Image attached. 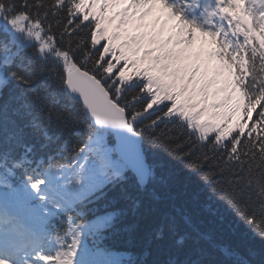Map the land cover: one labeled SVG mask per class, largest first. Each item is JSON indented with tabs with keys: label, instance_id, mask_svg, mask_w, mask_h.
Returning <instances> with one entry per match:
<instances>
[{
	"label": "trees",
	"instance_id": "16d2710c",
	"mask_svg": "<svg viewBox=\"0 0 264 264\" xmlns=\"http://www.w3.org/2000/svg\"><path fill=\"white\" fill-rule=\"evenodd\" d=\"M176 2L175 12L193 21L195 3ZM149 3L131 0L114 31L99 28L93 40L85 35L77 42L91 61L94 56L88 49L107 40L103 55L115 61L109 68L124 63L116 87L131 110H141L146 96L152 99L144 111L171 102L167 113L154 110L134 127L142 136L150 167L147 185L142 187L119 159L113 136L97 131L82 107L69 98L61 59L41 52L35 40L20 33L0 40V178L8 188L31 194L30 178H42L60 191L50 199L61 213L45 255L65 251V244L74 239V264H264V201L255 193L238 203L226 198L216 177L220 167L232 165L226 158L211 160L226 156L222 148L232 131L226 124L227 103L214 105L210 100L218 79L205 77L198 83L195 76L190 81L184 75L185 58L176 50L182 53L191 44L180 34L163 39V27L159 33L125 28L129 14L135 17ZM250 7L258 16L252 3ZM49 21L58 32L56 18ZM195 23L200 25L197 17ZM216 34L219 48L198 53L197 62L225 56L236 61L240 46ZM143 80L148 84L141 88ZM262 80L264 72L254 68L249 85L254 99L264 88L258 83ZM224 84L229 93L228 82ZM208 112L213 113L211 119L200 123L199 117ZM160 114L179 121L162 120L156 129L162 138L152 131L141 134V126ZM209 133L213 144H199ZM177 138L185 148H175ZM191 145L195 151L189 156ZM205 155L210 162L201 167ZM15 229L11 226L12 233Z\"/></svg>",
	"mask_w": 264,
	"mask_h": 264
},
{
	"label": "snow or ice",
	"instance_id": "6c2138e0",
	"mask_svg": "<svg viewBox=\"0 0 264 264\" xmlns=\"http://www.w3.org/2000/svg\"><path fill=\"white\" fill-rule=\"evenodd\" d=\"M129 2L131 0H51L49 5L41 0H0V40L7 41L10 35L16 33L32 38L39 44L41 52L54 53L61 59L65 85L73 92L79 93L86 110L98 125L111 124L134 128L154 110H160L161 114L167 113L171 102L158 109L153 107L144 111L152 99L151 96H146L147 102L141 110H131L116 87L122 79L120 73L124 63L109 68L108 65L115 64V61L110 54L103 55L107 40H101L92 49H88L94 56L91 61H86L85 48H78L77 44L85 35L89 41L93 40L99 28L114 31L115 25L124 18L120 14ZM250 3L251 0H218L217 9L211 13L213 16L219 14L229 25H236L235 31L243 38L235 62L227 56L223 59L215 57L211 61H208L207 57H201L197 62L196 57L201 48L207 52L219 48L218 35L202 30L194 21L177 14L170 0H150L149 6L141 8L135 17L129 14L125 24L128 30L139 26L143 31L155 30L157 33L163 27V39L180 34L191 44L187 51L181 53L179 49L176 50L177 55L185 58L184 75L190 81L195 76L200 83L205 77L210 79L219 73L222 81L220 87L225 86L224 81L228 82L229 93L222 96L221 100L226 101L230 109L226 124L232 125V131L228 134L230 139L226 147L222 148L226 156L211 157V160L218 163L226 158L232 165L228 168L220 167L216 179L224 196L234 203L241 199L251 200L253 193L264 201V88L259 89L255 99L249 88L253 69L259 68L264 72V13L257 16ZM50 17L56 18L55 27L59 29L58 32L54 31ZM113 18L114 23L109 24ZM258 83H264V80ZM147 84L148 81L143 80L141 88ZM200 86H203L202 83ZM161 114L150 120L146 127L142 125L141 134L144 131H152L162 138L161 133L156 132L161 121L178 120ZM212 115L211 112L204 113L199 117V122H208ZM184 126L188 128L187 124ZM189 139H192V136ZM213 141L214 137L209 133L198 143L210 145ZM175 148H185L184 141L177 138ZM193 151L195 145L188 146L187 155H192ZM209 162L210 157L205 155L200 166L204 167ZM29 183L32 192L43 204L61 194L42 178H30ZM74 244V239L68 241L63 252L49 255L36 253L32 260L36 264H74ZM16 254L17 250L11 240L0 235V264H17ZM32 260L24 258L22 264H32Z\"/></svg>",
	"mask_w": 264,
	"mask_h": 264
},
{
	"label": "water",
	"instance_id": "95a60500",
	"mask_svg": "<svg viewBox=\"0 0 264 264\" xmlns=\"http://www.w3.org/2000/svg\"><path fill=\"white\" fill-rule=\"evenodd\" d=\"M66 92L73 101L81 104L84 112L97 130L108 131L114 136L116 154L136 175L141 185L145 186L149 179L150 169L145 159L141 135L129 127L111 124L98 125L86 110L79 93L73 92L68 86H66ZM117 149H120V151H117Z\"/></svg>",
	"mask_w": 264,
	"mask_h": 264
}]
</instances>
